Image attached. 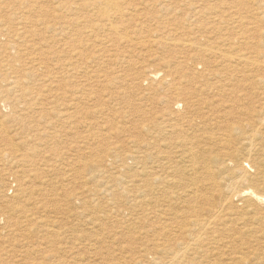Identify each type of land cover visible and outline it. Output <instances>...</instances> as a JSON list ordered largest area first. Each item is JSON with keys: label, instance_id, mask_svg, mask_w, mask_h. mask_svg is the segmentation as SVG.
Listing matches in <instances>:
<instances>
[{"label": "rangeland", "instance_id": "1", "mask_svg": "<svg viewBox=\"0 0 264 264\" xmlns=\"http://www.w3.org/2000/svg\"><path fill=\"white\" fill-rule=\"evenodd\" d=\"M124 1L126 2L124 3V6L131 4L136 7H132L134 11L132 10L131 13H129V11L127 12V14L129 15H125V18L123 19L124 21L121 23V25H123L125 29L123 30V27H121L120 32L122 33L120 34L121 36H129L130 41H126L125 38H122L116 41L118 44L116 42H109L112 43V46L114 44H116V46H108L106 48V51L111 50L110 52L108 51V53L110 54H106L105 52L99 62L98 60H96L97 63H93L91 64V66H88V64L85 63L84 60L86 59L87 62V58H89V55L91 53L93 54V52H96L99 49H102V47L101 45H99V48L98 46H96V43H98L99 41L98 38H95V36H93L94 33L87 34L88 29L86 30V27H89V22L87 21V19L90 18V12L83 10L80 14L78 12L76 15H73V0H29V6L25 5V7L19 6L20 8L10 9L8 7H4L6 13L3 15V17H11L10 19L13 23L17 21V18L21 15V13H23V10L25 11V14H40V11H49L48 13L50 14L55 13V15L58 17L56 18L57 22L64 21L62 23H58V26L67 29L71 34L73 33V40H76L75 44L76 46H78L77 51L79 50L78 52H82L80 53V56H78L77 60V73L73 76L70 75V77L65 76L64 80L66 81L64 83L63 81H61L60 84L58 83V87L56 82L53 83L55 85H52V89H50L48 86H42L43 95L41 96H37V92H35V88L39 87V83L30 85L31 83L22 79L23 86H13V90H11L9 97V94L6 95L4 92V87L6 86L4 85V83L0 82V119H3L0 120V207H2V209L0 208V216L1 218L3 217V219L0 220V226L2 225V227H0V264H27L30 262V264H53L59 260H63V262L66 261L65 263L67 264H73L75 262H79L77 264H85L86 262V264H112V262L113 264H127L129 261V264H135L136 262V264H149V262L150 264H173V262L174 264H187L190 261L195 264H264V218H260L261 215H259V213H255L250 205L239 202L237 200V197L229 198V191L227 188L231 180H236L234 176H236L237 171H233V163L236 164V162L239 161V158L242 157L241 154H245V152H247V149L243 148L241 152L240 150L235 148V145L222 146V149L221 145L219 144H213V146L212 144L202 145L201 143V145L203 146H201V148L203 149L199 151L200 157H208V160H206V163L203 162L205 160L195 159V166H197V168L195 167L196 169H193L195 170L193 171L189 168V166L192 164L190 162L191 159L187 154L183 153V156L181 158H179V156L175 158V156H171L172 153H169L171 152V150L179 151V155L180 152H183V146L184 148H186L188 144L186 146V144L182 145L180 141L175 142L170 140H167L166 142H155L157 139L163 137V133L165 135L164 137L166 138L176 137L175 134H167L166 131L162 132V135L160 134V136L155 135L157 134L155 132V127H158V124L155 123H159L163 120L165 122L168 118H166V112L169 110L172 102L169 93L170 88H168L170 86V83L174 82L177 85H182L181 92L184 94L185 88H189V86H186L189 79H191L190 81L193 80L191 77L194 73H196V75L198 76L197 79H201V95L204 99H206L204 100V102L211 103V107L213 106L221 111L224 109L227 110L232 108L228 111L229 113L226 115V117L218 124L219 127L214 126L213 124L209 125V122H203V125L201 127H198V129L200 128L201 132L207 131L208 133H211V131L221 132L218 130V128L224 129L226 125L231 123L236 124L238 123V121H240L243 126L246 127V130L248 132L252 131L250 127L251 113L256 114L262 110L264 113V0ZM16 2L18 7V3L20 2V0H5L1 3V6L14 5L16 4ZM151 4H153V6L155 5L156 8L154 9ZM57 5L60 6L58 7ZM61 5L63 6V8H61ZM67 5L69 7H67ZM161 5H164L165 9L159 10V7ZM70 9L71 11H69ZM36 10L38 12H36ZM60 11L63 12L61 13ZM149 13L151 14V17ZM38 17L40 16H37V18ZM63 19H67L68 21H65ZM84 21H87L88 23ZM65 25L67 27H65ZM85 35L88 36L91 41L88 40ZM122 40L125 41V43ZM186 40H190V42L194 45V48L192 49H195V45L197 46L199 44L200 46L198 47L204 46L203 48L206 50L211 49V51H213L214 53L204 51L208 55L211 54L209 57L205 56L209 61L206 59L204 63L201 58L199 59L200 55H197V50L195 51L183 46L182 43L186 42ZM94 44L95 47H93ZM63 49L64 48H62L61 46L57 48L58 51L61 50L63 52L61 54L67 55L65 54V50ZM193 51L194 54L192 53ZM61 54H58L59 58L57 59L63 60L64 57H66ZM85 56H87V58H85ZM22 57L23 59L20 62L14 63L15 67H17L18 64H21V62L24 60L22 64L19 65L21 66V68H23L24 66L28 65L29 59H32L31 56H27L29 57V59H27V57L25 56ZM52 60H54L53 57L51 60H49L48 64L50 65L51 70H53V74L57 78H59V76L61 75V70L58 68V63L56 64L55 62L56 59L54 61ZM23 64L24 66L22 67ZM85 65L87 66V69L91 70V72L94 74L93 77H96V75H100L101 73L104 74L105 78H103L102 82L99 81V83H96L95 81H93V78L87 81L84 71ZM87 69L85 70L87 71ZM154 69H158V71L160 70L159 76L154 79H147L146 77L148 73H150ZM40 70L44 71L43 68H40ZM54 70H56L55 72L60 73H55ZM101 70H103V72ZM168 71L169 73H171V75L165 74ZM173 77L175 78V81L171 79ZM182 77L184 80L182 79ZM178 78L180 80H178ZM69 84H73L71 90L69 89ZM90 87L91 90L94 91L92 94L93 96L91 95L92 97L89 96L91 94L89 92ZM65 92L68 93L66 94ZM45 97H47V100L45 99ZM11 98L13 100H11ZM61 103L65 104L61 105ZM181 105L185 107L183 103H181ZM62 107H64L65 110ZM27 109L29 110V112ZM57 111L60 115L57 114ZM66 111L73 114L71 120L73 124H67L66 122H64L65 116H67L65 114L68 113ZM44 112L46 116L43 115ZM19 113L20 115L16 117L15 115ZM62 113H65V116H63ZM194 117V114H191L189 116L190 119ZM63 118L64 120H61ZM52 121H54V123ZM62 121L63 123H61ZM259 124V122L256 124L258 136L255 137L254 141L252 140V152L253 155H256V157L264 154V122L261 123L258 127ZM59 125H61V129ZM64 125L65 127H63ZM160 125H165V123L159 124V126ZM53 126L54 128H52ZM162 127L163 126H161V128ZM139 130L142 132H140ZM47 131H49V133ZM52 131L54 132L52 133ZM142 133L145 137L142 135ZM54 134L56 137L54 136ZM62 134H64L65 136ZM5 135L6 137L11 135L12 141L10 142H14V144L10 143L9 141L5 142ZM69 138L71 141L69 140ZM255 140L258 142H256ZM69 142L71 143V146L69 145ZM178 142L180 143L179 145L177 144ZM159 143H162L161 153H158L157 155L155 153L153 154V152H156L155 149H157V144ZM53 145L55 146V148ZM164 145H166V147H163ZM172 145L176 147V149L174 148L170 150L169 147L173 148ZM242 145L243 147H248V140H244L242 142ZM239 147L241 149V145ZM48 148L50 150H47ZM233 148H235L237 152L235 151V149L233 150ZM261 149L262 151H260ZM146 150L149 151L147 152ZM66 151H68V153H66ZM213 151H216L215 154L217 153L218 157H212L214 156ZM69 152L73 154H70ZM108 152L112 153L110 154L111 156L108 154ZM128 152H132L133 154L135 153L134 156H138L139 158H126V156L124 155ZM144 152H147L149 155L150 153L152 154L151 156H146L148 154L145 155ZM166 152L169 154L164 155ZM63 153L66 155L65 157ZM162 155L164 157H162ZM236 155L238 158L236 157ZM262 155L260 157L263 158V161L261 162L260 167H263L261 169L264 170V155ZM42 156L44 157L42 158ZM142 156L145 157V159ZM157 156H159V159L157 158ZM227 156H229L228 158L231 159L234 158L233 163H230V166L228 167H224L221 160L227 161ZM152 157H155V159ZM219 157L221 159H218ZM41 158L44 161H42ZM72 158L73 162H70V164L68 162V159ZM157 165H159L160 167ZM170 165L172 166V168L167 167ZM231 166L232 168H230ZM208 167L209 169H207ZM228 168L230 170H228ZM157 172L159 174L153 175ZM229 173L232 175L231 177ZM224 174H227L226 177L224 176ZM66 176H68V178H66ZM156 176L158 177V179L161 176V182H157L160 179H156ZM167 176L168 178H166ZM63 177H65V179ZM69 177H71L72 179ZM1 180H3V182H1ZM146 181L152 182L148 183ZM153 181L155 183L157 182V185L154 184ZM191 181L195 183H191ZM147 183L150 185H148ZM159 183H162V185H160L162 188L160 186L158 187ZM163 183L165 185H163ZM195 185L198 187L200 185V189H197L198 187L196 188ZM201 185L203 186L201 187ZM242 185L244 184H241V186ZM104 186L106 187L104 188ZM124 187L127 188L126 192L124 190ZM186 187L189 189V192ZM50 188L57 194L53 193ZM98 188L100 191L98 190ZM93 190L94 193H92ZM1 191H3L5 195L2 194L3 192ZM42 191H45L46 194ZM89 191L91 192V194H89ZM258 191L264 193L263 189H259ZM38 192H41L42 194H39ZM77 193H79V199L76 200V198L78 197L76 196ZM113 193L116 194L115 197ZM60 194H62V196H60ZM86 194L90 196H87L88 199L85 196ZM3 195L6 196V198L3 197ZM95 195H98L96 196L98 198H96V201L92 200V202L91 199H95ZM102 195H105L106 197ZM117 195L121 196H119L118 198ZM169 195H171V200H169ZM46 196H48L47 200H45L47 198ZM66 196H68V198ZM110 196L113 198H111ZM108 197H110L111 199ZM2 199H4V201H2ZM99 199H101V201ZM119 199H121V201H118L116 203V201ZM7 200L9 202H11L12 200V205H10ZM13 200L16 201L14 202ZM48 201L50 204L47 203ZM87 202L90 204H88ZM2 203L5 205L3 206ZM15 203H20V208L19 206H17V204L15 205ZM77 204H81L80 207L82 208L83 212H87L86 215L81 212L82 210ZM43 205L45 206L43 208H45L46 212L43 210V208H41ZM52 205L55 208H53ZM57 205L60 207L62 206L63 209L57 207ZM66 206H68V208H66ZM93 206L94 208L97 207L96 211ZM98 206L100 209H98ZM6 208L9 209L8 212L6 211ZM48 208L49 211L47 210ZM58 208L62 209V212ZM88 208L90 210H88ZM12 209L15 211H12ZM110 209L112 211H110ZM262 209L264 210V206H262ZM20 210L25 213L23 214ZM58 211L62 215H64L62 216ZM121 211L123 212L121 213ZM20 212L22 213V215ZM94 212L96 213L94 214ZM44 213H48L46 217ZM13 214L16 216L14 217ZM66 214H68L69 217L65 216ZM78 214H82L83 217L79 216ZM96 214L98 215L96 216ZM23 215H25L24 217L26 221L23 220ZM72 215H75L76 218H74L75 216L72 217ZM90 215L93 217H91ZM111 215L116 218L113 220V217ZM66 217L69 219H66ZM97 217L99 221H97ZM8 219H10L11 221ZM13 219L19 220L20 222L21 220L23 221L20 223L19 221H15ZM59 219L61 221L63 219L64 220L60 222ZM65 219L68 221V224L66 223ZM83 219L86 220L84 221ZM12 220L14 221V223ZM55 220H58L59 222H55ZM196 220L202 221L203 224L205 223V226L202 230H198V227H195L196 232L193 233L192 236H186V234H183L181 232V228H177L182 226L181 224H183V222H193ZM73 221L75 222L73 223ZM147 221H149L150 223ZM159 222H166V224H162ZM7 223H11L10 225L13 226L11 227ZM176 223L180 225L178 226ZM4 224H7L9 226ZM57 224H60V226L57 227ZM152 224H156V226H153ZM14 225H17V227ZM48 225H52V228ZM129 225H131V227H129ZM139 225L141 226L139 227ZM162 225L173 226L172 228L168 226L170 228V231H168L169 228H167L168 230L166 232L163 231L162 228H160L162 227ZM40 226H42L43 228ZM74 226L75 228H73ZM127 227L133 229L128 230L129 228ZM50 228L53 229V231H50ZM59 228L62 229V232ZM65 228L67 229V232H65ZM103 228L105 229L104 231ZM151 228L153 229V232L150 231ZM158 228H160V230ZM144 229L146 232H144ZM123 230H125L127 234ZM154 230H157L159 232ZM46 231L48 232L46 233ZM63 231L67 235L63 233ZM139 231L142 232L139 233ZM56 232L57 237L55 236ZM143 232L145 234H143ZM154 232L156 233V236L155 234L153 235ZM162 232L163 234H165L166 232L165 235H167V237L171 233L168 237L169 240H167L166 242L163 241L165 240V236H157V233L160 234ZM175 232H177V234ZM44 233L45 236L47 235V237L43 236ZM62 233L63 235H61ZM49 234L53 236L51 237V235ZM124 234H126L128 238H126ZM105 235L108 239L105 237ZM176 235L179 237H177ZM180 235L182 236V238ZM78 236H81V239ZM185 236L191 237L186 238ZM197 236H200V238L198 239ZM142 237H144L145 239ZM85 238L87 240H85ZM102 238L103 240L101 242ZM129 238H131L132 240ZM195 238H197V240H195ZM93 239L94 242H92ZM106 239H110V241H107ZM189 239H191V243L189 245V248L187 249V252L183 255L179 254L180 256L173 259V261L170 259V257H168L170 254L166 255L165 251L160 249L162 247L163 249H165L167 245H174V247L177 248V245H180L179 242L182 241L181 243L185 244V241H188ZM69 240L72 242H70ZM120 240L122 243L120 242ZM123 241L125 242L123 243ZM132 241L133 243H135H131ZM156 241H158L159 243ZM152 242H155L154 246L156 249L154 248L153 244L151 245ZM161 242L162 244L160 245ZM91 243H93L94 245ZM103 243H105V247ZM157 243L160 248L156 246ZM117 245L119 246V249L117 248ZM141 245L146 248H143ZM61 247L62 249H60ZM98 247L100 249H98ZM123 247L124 250L120 249ZM151 247L153 249H151ZM63 248L65 250H68L69 253L63 250ZM109 248L111 251H109ZM133 248L137 249L134 250ZM96 249L98 250L97 253L92 251H97ZM102 249L104 251H102ZM146 249H148L149 251H155L151 252V254H148V256L145 257L142 250L144 251ZM128 250H132L135 252L132 253V251H130V254H128ZM63 251H65L66 253ZM201 252L202 255L200 254ZM90 253L92 254V257L90 256ZM191 255L193 258L191 257ZM131 256L134 258L130 259L132 258ZM68 258H70L72 262ZM73 258L76 260H74ZM108 258L110 260H108ZM185 258L188 260H185ZM93 259H96L94 260L95 262L93 261ZM165 259L166 262H164ZM158 260H160L161 262H158ZM168 260H171L172 263L168 262ZM177 260L180 262L178 263ZM116 261L117 263H115ZM139 261H141V263H139ZM191 262L189 264H192Z\"/></svg>", "mask_w": 264, "mask_h": 264}, {"label": "bare ground", "instance_id": "2", "mask_svg": "<svg viewBox=\"0 0 264 264\" xmlns=\"http://www.w3.org/2000/svg\"><path fill=\"white\" fill-rule=\"evenodd\" d=\"M3 1H5V0H0V82L1 83H4V85L6 86V87H4V92H5V94L7 95V94H9V97H10V93H11V90H13L12 89V87L13 86H16V87H21V86H23V81H22V79L23 80H26V81H28L29 83H31L30 85H35V84H37V83H39L38 84V88L36 87L35 89H36V91L35 92H37V96H41V95H43V93H42V86H48L50 89H52V85H55V84H53L54 82H56L57 83V87H58V83L60 84L61 83V81H63V83L66 81V80H64L65 79V76L66 77H70V75L71 76H73V75H75L76 73H77V63H78V56H80V53L82 52H78L77 51V49H78V46H76V40H73V33L71 34L67 29H64V28H62V27H60V26H58L59 24L58 23H62V22H64V21H56V18H58L56 15H55V13H52V11H54V10H52L51 11V13L52 14H50V13H48V12H44V11H40V14L38 13V14H33V13H27V14H25V11L23 10V13H21V15L17 18V21L15 22V23H13L12 22V20L10 19L11 17H3V15L6 13V10H4V7H8L9 9L10 8H20V7H25V5H28V3H29V0H20V2L18 3V7H17V2H16V4H14V5H7V6H1V3L3 2ZM202 1V0H201ZM192 2V1H191ZM124 3H126L124 0H73V15H76L78 12H79V14L83 11V10H85V11H88V12H90V18H88L87 19V21L89 22V27L87 28L86 27V30H87V34H89V33H91V34H93V36H95V38H98V43H96V46H98V48H99V45H101V47H102V49H99V50H95L96 52H93V54L91 53L90 55H89V58H87V56H85V58H87L88 59V61L86 62V59L84 60V59H82V60H84V62L85 63H87L88 64V66H91V64H95V63H97L96 62V60H98V62H99V60L102 58V56H103V54L106 52V54L108 53V51H106V48L109 46V47H111L112 45V43L114 42H116V41H118V40H120V39H122V38H125L126 39V41H130V37L129 36H127V37H129V38H127L126 36H121V34L120 33H122V32H120L121 30V27H123L122 29L124 30L125 29V27L123 26V25H121V23L124 21L123 19L125 18V15H129V14H127V12L129 11V13H131V11L133 10L134 11V9H132V7L134 8L135 6L134 5H131V7H130V5L128 4L127 6H124ZM152 6H153V4H151ZM20 6V7H19ZM29 6V5H28ZM28 6H26V7H28ZM58 7L60 6V5H57ZM62 6V5H61ZM147 6V5H146ZM151 6V7H152ZM38 7V6H37ZM66 7V6H65ZM67 7H69L68 5H67ZM151 7H149V8H151ZM154 7V9L156 8L155 7V5L153 6ZM61 8H63V6L61 7ZM60 8V9H61ZM130 8V9H129ZM136 8V7H135ZM148 8V7H147ZM160 9L159 10H161V9H165L164 8V5H161L160 7H159ZM204 8V7H203ZM28 9V8H27ZM43 9V8H42ZM68 9V8H67ZM13 10H15V9H13ZM18 10V9H17ZM29 10H30V8H29ZM35 10V9H34ZM39 10V9H38ZM41 10V9H40ZM62 10H64V9H62ZM68 11V10H67ZM66 11V12H67ZM69 11H71V9L69 10ZM36 12H38L37 10H36ZM61 12V11H60ZM63 12V11H62ZM61 12V13H62ZM150 14V13H149ZM67 15V14H66ZM13 16V15H12ZM37 16H40V17H38L37 18ZM58 16H59V14H58ZM149 16V15H148ZM147 17V16H146ZM150 17H151V14H150ZM154 17V16H153ZM68 18V17H67ZM156 18V17H155ZM146 19H148V18H146ZM150 19V18H149ZM58 20V19H57ZM63 20H67V19H63ZM68 21V20H67ZM81 21V20H80ZM87 21H84V22H86V23H88ZM72 22V21H71ZM66 23H68V22H66ZM69 23H70V21H69ZM14 24V25H13ZM28 24V25H27ZM40 25H42V26H40ZM70 25H71V23H70ZM63 26V25H62ZM65 27H67L66 25H65ZM68 29H69V27H68ZM85 30V29H84ZM71 31V30H70ZM83 31V30H82ZM199 32V31H198ZM85 33V32H84ZM78 34V33H77ZM83 34V33H82ZM81 35V34H80ZM83 36V35H82ZM86 36V35H85ZM92 36V37H93ZM76 37H77V35H76ZM87 38H88V40H90V38L88 37V36H86ZM85 37V38H86ZM91 37V38H92ZM100 37V38H99ZM168 38V37H167ZM204 38V37H203ZM85 40H87V39H85ZM94 40V39H93ZM185 40V39H184ZM91 41V40H90ZM123 41V40H122ZM204 41V40H203ZM206 41V40H205ZM109 42H112V43H109ZM124 43H125V41H123ZM171 42V41H170ZM94 43V42H93ZM117 43V42H116ZM181 43H182V41H181ZM209 43V42H208ZM118 44V43H117ZM159 44V43H158ZM183 44V46H185L186 48H189V49H192V48H194L193 46V44L190 42V40L189 41H187L186 40V42H183L182 43ZM93 45V44H92ZM162 45V44H161ZM59 46H61L62 48H64L63 50H65V54H67V55H64V54H61V53H63L61 50L60 51H58L57 50V48H59ZM114 47L116 46V44H114L113 45ZM112 46V47H113ZM159 46V45H158ZM192 46V47H191ZM198 46H200V44L199 45H195V49H192V50H197L198 51V54L197 55H200V57H199V59L201 58L202 59V61H204V63H205V61H206V59L208 60V58H206V57H209L211 54H206L205 52L206 51H208V52H210V53H214L213 51H211V49H208V50H206V49H204L203 47H198ZM79 47H80V45H79ZM92 47V46H91ZM93 47H95V44H94V46ZM100 47V48H101ZM191 47V48H190ZM208 47V46H207ZM95 49V48H94ZM112 49V48H111ZM113 50V49H112ZM111 51V50H110ZM109 51V52H110ZM205 51V52H204ZM92 52V51H91ZM61 54V55H64V56H66V57H64V59L63 60H59V59H57V58H59V56H58V54ZM90 53V52H89ZM112 53V52H111ZM189 53V52H188ZM193 54H194V51L192 52ZM196 53V52H195ZM82 54H84V53H82ZM87 54V53H86ZM108 54H110V53H108ZM220 54V53H219ZM111 55H113V54H111ZM114 55H116V54H114ZM192 55V54H191ZM196 55V54H195ZM208 55V56H207ZM223 55V54H222ZM229 55V54H228ZM232 55V54H231ZM22 56H25V57H27V56H31V58L32 59H29V57H27V59H29V61H28V65L27 66H24V64L22 65V67L23 68H21V66H19V65H21L22 64V62L24 61H22L21 62V64H18V66L17 67H15V62L17 63V62H20L22 59H23V57ZM110 56V55H109ZM206 56V57H205ZM52 57L54 58V60H55V62H56V64L58 63V68L61 70V73L60 72H55L56 70H54V72L55 73H60L61 75L59 76V78H57L54 74H53V70H51V68H50V65L48 64L49 63V60H51L52 59ZM83 57V56H82ZM106 57H108V56H106ZM195 57V56H194ZM226 57V56H225ZM228 57V56H227ZM116 58V57H115ZM114 58V59H115ZM118 58V57H117ZM120 58V57H119ZM111 59H112V56H111ZM219 59H220V57H219ZM54 60H52V61H54ZM195 60V59H194ZM222 60V59H221ZM244 60V59H243ZM250 60V59H249ZM118 61V60H117ZM201 61V62H202ZM209 61V60H208ZM116 62V61H115ZM256 62V61H255ZM51 63V62H50ZM224 63V62H223ZM55 64V65H56ZM208 64V63H207ZM51 65H53V64H51ZM55 65H54V67H55ZM209 65H211V64H209ZM257 65V64H256ZM161 66V65H160ZM164 66H165V64H164ZM208 66V65H207ZM223 66V65H222ZM253 66V65H252ZM57 67V66H56ZM82 67V66H81ZM225 67V66H224ZM2 68H4V69H2ZM40 68H43L44 69V71L42 70H40ZM85 69H87V66L85 65V67H84ZM161 68V67H160ZM164 68V67H163ZM162 68V69H163ZM168 68V67H167ZM84 69V71H85V76H86V80L88 81V80H91L92 78H93V81H95L96 83H99V81H101L102 82V80H103V78H105L104 76V74H100V75H96V77H93V73L91 72V70H88L87 69V71ZM41 72H40V71ZM81 71V70H80ZM102 72H103V70H101ZM160 71V70H159ZM159 71H158V69H154L153 71H151L150 73H148V75H147V79H154V78H156L157 76H159ZM163 71V70H162ZM164 71H166V70H164ZM197 72V71H196ZM96 74V73H95ZM97 74H98V72H97ZM165 74H168V75H171V73H169V71L168 72H166ZM195 74V75H194ZM193 74V76L191 77L193 80L192 81H190L191 79H189V81H188V83H187V85L186 86H189V88H185V90H184V94L181 92V88H182V85L180 86V85H177L176 83H174V82H172V83H170V82H168V83H170V86L168 87V88H170L169 89V93H170V97H171V100H172V102H171V105H170V107H169V110L166 112V118H167V121H165L164 122V120L163 121H161V122H159V123H155V124H158L157 126L158 127H155V129H156V133L157 134H155V135H157V136H160V134L162 133V132H164V131H166V133L167 134H175L176 135V137H174V138H172V137H168V138H166V137H164L165 135H164V133H163V137L162 138H160V139H157L155 142H166L167 140H170V141H180V143L182 144V145H184V144H186V146H187V144H188V146L186 147V148H184V146H183V149H182V151L183 152H180V154L178 155V153H179V151H172L171 149H176V147H174L173 145V148L172 147H169L170 148V150H171V152H169V153H172L171 154V156H175V158H177L178 156H179V158H181L182 156H183V153H185V154H187L188 155V157H190V162H191V164L192 165H190L189 166V168L191 169V170H193V169H196L197 168V166H195V159H201V160H205V161H203V162H206V160H208L207 158L208 157H203V158H201L200 157V154H199V151L200 150H202L203 148H201V146L204 144V145H207V144H219V145H221V147L222 146H234L235 145V148L236 149H238V150H240L241 152H242V149L243 148H246L247 149V152H245V154L244 153H242L241 154V158H239V161L238 162H236V164H234L233 163V159L234 158H228L229 156H227V161H225V160H221L222 161V165L224 166V167H228V166H230V163H233V171H237V173H236V176H234L235 178H236V180L235 179H233V180H231L229 183L230 184H228V191H229V198H232V197H237V200L239 201V202H241V203H245V204H247V205H250L252 208H253V210L255 211V213H259V215H261L260 216V218L262 217V218H264V210L262 209V206H264V193H261V192H259L258 190L259 189H263L264 190V170L263 169H261V168H263V167H260V165H261V162L263 161V158L262 157H260V156H258V157H256V155H253V152H252V147H253V141H254V139H255V137H257L258 135H257V123L259 122L260 124L261 123H263L264 122V113H263V110L262 111H260V112H258V113H256V114H254V113H251V115H250V119H251V124H250V127H251V129H252V131H247L246 130V127L245 126H243V124L240 122V121H238V123H231V124H228V125H226L225 127H224V129H220V128H218V130L219 131H221V132H212L211 131V133H208L207 131H202L201 132V129L199 130L198 129V127H201L202 125H203V122H209V125H214V126H217V127H219L218 126V124L226 117V115L229 113L228 111L230 110V109H232V108H230V109H227V110H219V109H216L215 107H211V103H207V102H204V100H206V99H204L203 97H202V95H201V92H202V83L200 82V80L199 79H197L198 78V76L196 75V73H194ZM224 74V73H223ZM173 75V74H172ZM217 75V74H216ZM174 76V75H173ZM209 76V75H208ZM177 77V76H176ZM227 77V76H226ZM173 81H175L174 79V77L173 78H171ZM182 79H183V77H182ZM69 80V79H68ZM73 80V79H72ZM178 80H180L179 78H178ZM184 80V79H183ZM225 80V79H224ZM37 81H39V82H37ZM46 81V82H45ZM151 81H153V80H151ZM182 81V80H181ZM0 83V84H1ZM25 83V82H24ZM45 83V84H44ZM91 83V82H90ZM167 83V82H166ZM217 83V82H216ZM44 84V85H43ZM164 84V83H163ZM184 84H185V81H184ZM260 84V83H259ZM64 85V84H63ZM70 85V84H69ZM73 85V84H72ZM72 85H70V90H71V87H73ZM2 86V85H1ZM60 86V85H59ZM164 86V85H163ZM184 86V85H183ZM30 87V86H29ZM56 87V88H57ZM68 87V86H67ZM87 87V86H86ZM257 87V86H256ZM259 87V86H258ZM33 88V87H32ZM60 88H62V87H60ZM66 88V87H65ZM55 90H57V89H55ZM54 90V91H55ZM59 90V89H58ZM64 90V89H63ZM72 90H73V88H72ZM86 90H88V89H86ZM261 90V89H260ZM80 91H82V90H80ZM214 91V90H213ZM228 91V90H227ZM68 92H69V90H68ZM67 92V93H68ZM75 92H77V91H75ZM89 92L91 93H89L90 95L89 96H91L92 94H93V92L94 91H92L91 90V87H90V90H89ZM32 93H33V91H32ZM66 93V92H65ZM64 93V94H65ZM66 93V94H67ZM88 94V93H87ZM49 95V94H48ZM32 96V95H31ZM71 96V95H70ZM93 96V95H92ZM91 96V97H92ZM8 97V96H7ZM69 97V96H68ZM72 97V96H71ZM70 97V98H71ZM207 97V96H206ZM205 97V98H206ZM47 97H45V99H46ZM60 98V97H59ZM72 99V98H71ZM92 99V98H91ZM11 100H13L12 98H11ZM47 100V99H46ZM203 100V101H202ZM71 101V100H70ZM72 103V102H71ZM181 103H183V105L185 106V107H183L182 105H181ZM64 105L65 103H61V105ZM12 105H14V104H12ZM181 107H180V106ZM18 106V105H17ZM71 106H73V105H71ZM101 106V105H100ZM218 106V105H217ZM223 106V105H222ZM65 107V106H64ZM64 107H62V108H64ZM17 108V107H16ZM69 108V107H68ZM226 108V107H225ZM66 109H67V106H66ZM70 109H72V108H70ZM17 110V109H16ZM28 110V109H27ZM57 110H59V109H57ZM64 110H65V108H64ZM102 110V109H101ZM44 111V110H43ZM42 111V112H43ZM93 111V110H92ZM249 111V110H248ZM28 112H29V110H28ZM41 112V113H42ZM58 112V111H57ZM57 112H55V113H57ZM61 112V111H60ZM66 112H68V111H66ZM65 112V113H66ZM94 112V111H93ZM21 113V112H20ZM20 113L19 114H16L15 116L17 117V116H19L20 115ZM23 113V112H22ZM40 113V114H41ZM53 113H54V111H53ZM64 113V114H65ZM57 114H59V112L57 113ZM63 114V113H62ZM63 114V116H65V115H67V116H65V120H64V118L63 119H61V120H64V122H66L67 124L69 123V124H73V122L71 121L72 120V117H73V114H71V112L69 113H66L65 115ZM191 114H194L195 115V117L194 118H189V116L191 115ZM22 115V114H21ZM42 115V114H41ZM44 116H46L45 115V112H44V114H43ZM60 115V114H59ZM168 115V116H167ZM10 116H11V114H10ZM14 116V117H15ZM53 116V115H52ZM58 116V115H57ZM165 116V115H164ZM13 117V116H12ZM43 117V116H42ZM60 117V116H59ZM34 118V117H33ZM38 118V117H37ZM40 118V117H39ZM48 118V117H47ZM57 118V117H56ZM165 118V117H164ZM163 118V119H164ZM19 119V118H18ZM50 119H52V118H50ZM50 119H48V120H50ZM59 119V118H58ZM57 119V120H58ZM0 120H3V119H0ZM25 120V119H24ZM45 120V119H44ZM60 120V119H59ZM160 120H161V118H160ZM14 121V120H13ZM36 121H38V120H36ZM87 121V120H86ZM1 122V121H0ZM16 122V121H15ZM25 122V121H24ZM35 122V121H34ZM42 122H44V121H42ZM53 123H54V121H52ZM49 123V122H48ZM47 123V124H48ZM61 123H63V121L61 122ZM60 123V124H61ZM162 123H165V125H160L159 126V124H162ZM34 124V123H33ZM37 124H39V123H37ZM260 124L258 125V127L260 126ZM3 125V124H2ZM57 125V124H56ZM55 125V126H56ZM89 125V124H88ZM244 125H245V123H244ZM264 125V124H263ZM10 126V125H9ZM24 126V125H23ZM31 126H32V124H31ZM44 126V125H43ZM50 126V125H49ZM61 125H59V127H60ZM161 126H166V127H162L161 128ZM51 127V126H50ZM63 127H65V125L63 126ZM72 127V126H71ZM261 127H263V126H261ZM1 128V127H0ZM27 128H29V127H27ZM37 128V127H36ZM39 128V127H38ZM41 128V127H40ZM52 128H54V126L52 127ZM2 129H4V128H2ZM1 129V130H2ZM25 129V128H24ZM60 129H61V127H60ZM70 129H72V128H70ZM263 129V128H262ZM11 130H13V129H11ZM23 130V129H22ZM57 130V129H56ZM68 130V129H67ZM143 130V129H142ZM152 130H153V128H152ZM261 130V129H260ZM264 130V129H263ZM4 131V130H3ZM21 131V130H20ZM19 131V132H20ZM24 131V130H23ZM73 131V130H72ZM71 131V132H72ZM140 131V130H139ZM26 132H27V130H26ZM29 132V131H28ZM48 133H49V131H47ZM54 131H52V133H53ZM57 132V131H56ZM60 132H61V130H60ZM59 132V133H60ZM63 132V131H62ZM70 132V131H69ZM140 132H142V131H140ZM147 132V131H146ZM150 132V131H149ZM154 132V131H153ZM196 132H198V133H196ZM262 132V131H261ZM2 133V132H1ZM14 133V132H13ZM51 133V134H52ZM58 133V134H59ZM65 133V132H64ZM148 133V132H147ZM7 134V133H6ZM55 134H57V133H55ZM55 134H54V136H55ZM149 134V133H148ZM1 135V134H0ZM15 135H17V134H15ZM53 135V134H52ZM51 135V136H52ZM62 135H64V134H62ZM95 135V134H94ZM142 135H143V133H142ZM154 135V134H153ZM162 135V134H161ZM2 136H4V135H2ZM13 136V135H12ZM20 136V135H19ZM22 136V135H21ZM48 136V135H47ZM50 136V137H51ZM65 136V135H64ZM69 136V135H68ZM68 136H67V138H68ZM144 136V135H143ZM149 136V135H148ZM156 136V137H157ZM45 137V136H44ZM56 137V136H55ZM58 137V136H57ZM145 137V136H144ZM151 137V136H150ZM155 137V136H154ZM65 138V137H64ZM66 138V139H67ZM153 138V137H152ZM165 138V139H164ZM170 138V139H169ZM260 138V137H259ZM14 139V138H13ZM72 139H73V137H72ZM144 139H146V138H144ZM150 139V138H149ZM261 139V138H260ZM0 140H1V138H0ZM5 142H10V141H12V137H11V135L10 136H7L6 137V135H5ZM35 140V139H34ZM45 140V139H44ZM49 140V139H48ZM55 140V139H54ZM69 140H70V138H69ZM153 140V139H152ZM244 140H248V142H249V146L248 147H243V145H242V142L244 141ZM253 140V141H252ZM58 141V140H57ZM61 141V140H60ZM68 141V140H67ZM71 141V140H70ZM256 141V140H255ZM24 142V141H23ZM147 142V141H146ZM148 142H150V141H148ZM154 142V141H153ZM256 142H258V141H256ZM262 142V141H261ZM2 143V142H1ZM10 143H13L14 144V142H10ZM70 143V142H69ZM172 143V142H171ZM179 142L177 143L178 145L180 144ZM201 143H202V145H201ZM9 144V143H8ZM15 144H17V143H15ZM49 144V143H48ZM147 144V143H146ZM168 144V143H167ZM200 144V145H199ZM246 144V143H245ZM256 144V143H255ZM264 144V143H263ZM56 145V144H55ZM70 146H71V143L69 144ZM148 145H150V144H148ZM154 145V144H153ZM152 145V146H153ZM158 145V147H157V149H155L156 150V152H153V154L155 153L156 155L158 154V153H161V148H162V143H159V144H157ZM169 145V144H168ZM176 145V144H175ZM238 145V146H237ZM241 145V149H240V146ZM262 145V144H261ZM15 146V145H14ZM54 146V145H53ZM57 146H59V145H57ZM152 146H151V148H152ZM214 146V145H213ZM212 146V147H213ZM244 146H246V145H244ZM264 146V145H263ZM12 147H13V145H12ZM16 147V146H15ZM52 147V146H51ZM67 147H69V146H67ZM163 147H166V145H164ZM168 147V146H167ZM182 147V146H181ZM203 147V146H202ZM207 147H209V146H207ZM211 147V148H212ZM54 148H55V146H54ZM73 148V147H72ZM148 148V147H147ZM156 148V147H155ZM220 148V147H219ZM227 148V147H226ZM231 148V147H230ZM229 148V149H230ZM235 148H233V150L235 149ZM259 148V147H258ZM264 148V147H263ZM262 148V149H263ZM11 149V148H10ZM13 149H14V147H13ZM67 149V148H66ZM159 149V150H158ZM218 149V148H217ZM221 149V148H220ZM222 149H223V147H222ZM232 149V148H231ZM235 149V151L237 152V150ZM262 149L260 150V151H262ZM47 150H50L49 148L47 149ZM144 150V149H143ZM164 150V149H163ZM166 150H168V149H166ZM178 150V149H177ZM232 150V151H233ZM259 150V149H258ZM41 151V150H40ZM52 151V150H51ZM69 151V150H68ZM68 151H66V153H68ZM147 151V150H146ZM149 151V150H148ZM147 151V152H148ZM165 151V150H164ZM181 151V150H180ZM244 151H245V149H244ZM257 151V150H256ZM48 152V151H47ZM46 152V153H47ZM54 152H55V150H54ZM145 153L144 152V154L146 155V154H148V153ZM151 152V151H150ZM214 152V156H212V157H218L217 156V153L215 154V152L216 151H213ZM224 152V151H223ZM226 152V151H225ZM259 152V151H258ZM257 152V153H258ZM57 153V152H56ZM65 153V152H64ZM63 153V154H64ZM65 153V154H66ZM70 154H73V153H71V152H69ZM141 153V152H140ZM162 153H164V152H162ZM169 153H165L164 155H168ZM177 153V154H176ZM219 153V152H218ZM222 153V152H221ZM230 153H232V152H230ZM254 153H255V151H254ZM256 153V154H257ZM51 154V153H50ZM61 154V153H60ZM64 154V157L66 156ZM108 154L110 155V154H112V153H110V152H108ZM135 154V153H134ZM134 154L131 152H128V153H125V155L124 156H126V158H131V159H136V157H138V156H134ZM151 154L152 153H150V155L148 154V155H146V156H151ZM229 154V153H228ZM53 155H55V154H53ZM69 155V154H68ZM138 155H141V154H138ZM227 155V154H226ZM264 155V154H263ZM262 155V156H263ZM47 156V155H46ZM63 156V155H62ZM72 156V155H71ZM111 156V155H110ZM144 156V155H143ZM142 156V157H143ZM155 156V155H154ZM224 156V155H223ZM232 156V155H231ZM3 157V156H2ZM44 156H42V158H43ZM50 157V156H49ZM58 157V156H57ZM56 157V158H57ZM60 157V156H59ZM68 157V156H67ZM112 157H114V156H112ZM162 157H164L163 155H162ZM166 157V156H165ZM211 157V158H212ZM236 157H237V155H236ZM264 157V156H263ZM42 158H41V160H42ZM71 158V157H70ZM139 158V157H138ZM144 159H145V157H143ZM142 158V159H143ZM152 158H154L155 159V157H152ZM157 158L159 159V156H157ZM156 158V159H157ZM226 158V157H225ZM238 158V157H237ZM236 158V159H237ZM141 159V160H142ZM148 159H151V158H148ZM163 159V158H162ZM164 159H166V158H164ZM213 159V158H212ZM215 159V158H214ZM218 159H221L220 157L218 158ZM46 160V159H45ZM59 160V159H58ZM57 160V161H58ZM64 160H65V158H64ZM138 160H140V159H138ZM42 161H44V160H42ZM144 161V160H143ZM161 161V160H160ZM217 161V160H216ZM215 161V162H216ZM220 161V162H221ZM61 162H62V160H61ZM65 162V161H64ZM68 162L70 163V162H73V158L72 159H68ZM67 162V163H68ZM154 162V161H153ZM202 162V163H203ZM213 162V161H212ZM219 162V161H218ZM51 163V162H50ZM207 163V162H206ZM217 163V162H216ZM45 164H46V162H45ZM49 164V163H48ZM52 164V163H51ZM71 164V163H70ZM70 164H69V166H70ZM156 164H158V163H156ZM56 165V164H55ZM72 165H73V163H72ZM46 166V165H45ZM157 166H159V165H157ZM156 166V167H157ZM171 166V165H170ZM170 166H167L168 168H172V166L170 167ZM188 166V165H187ZM47 167V166H46ZM72 167V166H71ZM160 167V166H159ZM196 167V168H195ZM230 168H232V166L230 167ZM119 169H121V168H119ZM207 169H209V167L207 168ZM221 169V168H220ZM145 170H146V168H145ZM175 170V169H174ZM224 170V169H223ZM228 170H230L229 168H228ZM232 170V169H231ZM171 171V170H170ZM193 171H195V170H193ZM227 171V170H226ZM144 172V171H143ZM156 172V171H155ZM172 172V171H171ZM175 172V171H174ZM192 172V171H191ZM209 172H210V170H209ZM223 172V171H222ZM228 172V171H227ZM225 173V172H224ZM231 173V172H230ZM229 173V174H230ZM156 174H159L158 172L157 173H155V174H153V175H156ZM215 174V173H214ZM234 174V173H233ZM68 175V174H67ZM210 175V174H209ZM226 175L227 174H224V176L226 177ZM63 176V175H62ZM72 176V175H71ZM152 176V175H151ZM165 176V175H164ZM229 176V175H228ZM232 175L230 174V177H231ZM161 177V176H160ZM160 177H159V179H160ZM220 177V176H219ZM3 178V177H2ZM64 179H65V177H63ZM66 178H68V176H66ZM69 178H71V177H69ZM152 178V177H151ZM166 178H168V176L166 177ZM46 179V178H45ZM72 179V178H71ZM70 179V180H71ZM156 179H158V177L156 176ZM158 179V180H159ZM169 179H170V177H169ZM224 179V178H223ZM222 179V180H223ZM229 179H231V178H229ZM47 180H49V179H47ZM61 180V179H60ZM69 180V181H70ZM151 180V179H150ZM164 180V179H163ZM180 180V179H179ZM221 180V179H220ZM225 180V179H224ZM121 181V180H120ZM133 181H135V180H133ZM167 181V180H166ZM176 181V180H175ZM1 182H3V180H1ZM46 182V181H45ZM44 182V183H45ZM50 182V181H49ZM49 182H47V183H49ZM72 182H73V180H72ZM119 182V181H118ZM132 182V181H131ZM146 182H148V181H146ZM152 182V181H151ZM151 182H148V183H151ZM154 182V181H153ZM157 182H161V179L159 180V181H157ZM156 182V183H157ZM225 182V181H224ZM46 183V184H47ZM53 183V182H52ZM64 183V182H63ZM120 183V182H119ZM118 183V184H119ZM147 183V184H148ZM155 182H154V184H156ZM166 183V182H165ZM168 183H171V182H168ZM191 183H195V182H192L191 181ZM213 183V182H212ZM3 184V183H2ZM68 184H70V183H68ZM73 184V183H72ZM117 184V183H116ZM175 184V183H174ZM190 184V183H189ZM188 184V185H189ZM241 184H244V185H242L241 186ZM50 185V184H49ZM55 185H56V183H55ZM104 185V184H103ZM148 185H150V184H148ZM157 185V184H156ZM160 185H162V183L160 184L159 183V185H158V187L160 186ZM163 185H165L164 183H163ZM171 185V184H170ZM176 185V184H175ZM177 185H178V183H177ZM198 185V184H197ZM218 185V184H217ZM221 185V184H220ZM224 185V184H223ZM3 186V185H2ZM69 186V185H68ZM124 186V185H123ZM122 186V187H123ZM132 186V185H131ZM155 186V185H154ZM174 186V185H173ZM181 186V185H180ZM185 186H187V185H185ZM196 186V185H195ZM203 185H201V187H202ZM207 186V185H206ZM209 186V185H208ZM0 187H1V183H0ZM55 187V186H54ZM95 187V186H94ZM93 187V188H94ZM97 187V186H96ZM99 187V186H98ZM106 186H104V188H105ZM117 187V186H116ZM161 187V186H160ZM169 187H171V186H169ZM175 187V186H174ZM189 187V186H188ZM192 187V186H191ZM190 187V188H191ZM194 187V186H193ZM198 186H196V188H197ZM199 187H200V185H199ZM197 188V189H200V188ZM205 187V186H204ZM100 188V187H99ZM99 188H98V190H99ZM103 188V187H102ZM102 188H101V190H102ZM125 189V192H126V187H124ZM162 188V187H161ZM168 188V187H167ZM187 188V187H186ZM218 188V187H217ZM51 189V188H50ZM112 189V188H111ZM152 189V188H151ZM188 189V188H187ZM196 189V190H197ZM211 189H212V187H211ZM219 189V188H218ZM221 189V188H220ZM23 190V189H22ZM44 190H46V189H44ZM91 190V189H90ZM97 190V191H98ZM104 190V189H103ZM114 190V189H113ZM120 190V189H119ZM157 190V189H156ZM193 190V189H192ZM191 190V191H192ZM195 190V191H196ZM41 191V190H40ZM46 191H48V190H46ZM51 191L53 192V190L51 189ZM96 191V192H97ZM100 191V190H99ZM105 191V190H104ZM104 191H103V193H104ZM112 191V190H111ZM153 191V190H152ZM1 192H3V191H1ZM43 192V191H42ZM45 192V191H44ZM43 192V193H44ZM50 192V191H49ZM59 192V191H58ZM90 192V191H89ZM88 192V193H89ZM113 192V191H112ZM187 192V191H186ZM188 192H189V189H188ZM264 192V191H263ZM39 194H42L41 192H38ZM48 193V192H47ZM51 193V192H50ZM53 193H55V192H53ZM52 193V194H53ZM86 193V192H85ZM92 193H94V190H93V192ZM108 193H109V191H108ZM2 194H4L5 195V193L3 192ZM1 194V195H2ZM20 194V193H19ZM45 194H46V192H45ZM51 194V195H52ZM55 194H57V193H55ZM64 194H66V193H64ZM68 194V193H67ZM78 194L79 193H77V195L76 196H78ZM89 194H91V192L89 193ZM96 194V193H95ZM100 194V193H99ZM111 194V193H110ZM114 194V197L116 196V194L115 193H113ZM118 194V193H117ZM3 195V197H5L6 198V196H4ZM49 195V194H48ZM75 195H73V196H75ZM94 195V194H93ZM107 195V194H106ZM38 196V195H37ZM53 196V195H52ZM60 196H62V194H60ZM59 196V197H60ZM86 197L88 196V194H86L85 195ZM96 196H98V195H95V199L94 198H92L91 199V201L92 200H94V201H96V198H98V197H96ZM102 196H105V195H102ZM108 196V195H107ZM113 196V195H112ZM118 196V195H117ZM119 196H121V195H119ZM119 196H118V198H119ZM170 196V199L169 200H171V195H169ZM168 196V197H169ZM40 197V196H39ZM41 197H42V195H41ZM47 198L45 199V200H47L48 199V196H46ZM57 197V196H56ZM58 197V198H59ZM67 198H68V196H66ZM65 197V198H66ZM88 197H90V196H88ZM88 197H87V199H88ZM94 197V196H93ZM106 197V196H105ZM111 197V196H110ZM110 197H108V198H110ZM18 198H19V196H18ZM50 198H51V196H50ZM54 198V197H53ZM76 198V197H75ZM75 198H74V200H75ZM83 198V197H82ZM85 198V197H84ZM100 198V197H99ZM102 198V197H101ZM104 198V197H103ZM111 198H113V197H111ZM110 198V199H111ZM146 198V197H145ZM1 199V198H0ZM39 199H41V198H39ZM77 199H79V196L76 198V200ZM86 199V198H85ZM106 199V198H105ZM122 199V198H121ZM121 199H119V200H117L116 201V203L118 202V201H121ZM228 199V198H227ZM55 200V199H54ZM58 200V199H57ZM68 200V199H67ZM66 200V201H67ZM100 201H101V199H99ZM168 200V201H169ZM2 201H4V199H2ZM1 201V202H2ZM8 201V200H7ZM14 201V200H13ZM16 201V200H15ZM14 201V202H15ZM41 201V200H40ZM44 201V200H43ZM42 201V202H43ZM49 201H50V199H49ZM49 201L47 202V203H49ZM52 201V200H51ZM56 201V200H55ZM71 201H73V200H71ZM79 201V200H78ZM78 201H76V202H78ZM83 201V200H82ZM85 201V200H84ZM88 201V200H87ZM99 201V202H100ZM108 201H110V200H108ZM108 201H105V202H108ZM114 201V200H113ZM9 202V201H8ZM13 202V203H14ZM36 202V201H35ZM89 202V201H88ZM87 202V203H88ZM93 202V201H92ZM91 202V203H92ZM103 202V201H102ZM207 202V201H206ZM10 203V205H12L11 203H12V200H11V202H9ZM52 203V202H51ZM97 203V202H96ZM111 203V202H110ZM3 204V203H2ZM17 203H15V205H16ZM19 204L20 203H18L17 204V206H19ZM40 204V203H39ZM43 204V203H42ZM44 204H46V203H44ZM50 204V203H49ZM56 204V203H55ZM55 204H54V206H55ZM68 204V203H67ZM72 204H73V202H72ZM86 204V203H85ZM88 204H90V203H88ZM99 204V203H98ZM97 204V205H98ZM107 204H109V203H107ZM5 204H3V206H4ZM9 205V206H10ZM14 205V206H15ZM59 205V204H58ZM57 205V207H60V206H58ZM69 205V204H68ZM77 205H79V204H77ZM93 205V204H92ZM96 205V206H97ZM104 205H106V204H104ZM103 205V206H104ZM244 205V204H243ZM37 206H40V205H37ZM81 206V204L79 205V207ZM86 206V205H85ZM91 206V205H90ZM100 206V205H99ZM99 206H98V209H100L99 208ZM116 206V205H115ZM119 206V205H118ZM11 207V206H10ZM9 207V208H10ZM13 207V206H12ZM16 207V206H15ZM43 207H45L44 205L41 207V208H43ZM52 207H53V205H52ZM101 207H102V205H101ZM105 207V206H104ZM103 207V208H104ZM221 207V206H220ZM1 209H2V207H0ZM8 208V207H7ZM6 208V209H7ZM19 208H20V206H19ZM46 208H47V206H46ZM53 208H55V207H53ZM60 208H62L63 209V207L61 206ZM60 208H58L59 210H61V212H62V209H60ZM66 208H68V206H66ZM81 208V207H80ZM87 208V207H86ZM90 208V207H89ZM88 208V210H90ZM93 208H94V206H93ZM93 208H92V210H93ZM97 208V207H96ZM96 208H94L95 209V211H96ZM102 208V209H103ZM111 208H112V206H111ZM127 208V207H126ZM11 209V208H10ZM18 209V208H17ZM16 209V210H17ZM77 209V208H76ZM117 209V208H116ZM121 209V208H120ZM8 210L9 209H7L6 211L8 212ZM43 210L46 212V210H45V208H43ZM48 211H49V208L47 209ZM50 210H53V209H50ZM71 210V209H70ZM73 210V209H72ZM81 210H82V208H81ZM81 210H79V211H81ZM87 210V211H88ZM115 210V209H114ZM118 210H119V207H118ZM123 210V209H122ZM2 211H4V210H2ZM5 211V212H6ZM12 211H15V210H13L12 209ZM18 211V210H17ZM21 212H22V210H20ZM56 211V210H55ZM86 211V210H85ZM102 211V210H101ZM104 211H105V209H104ZM110 211H112L111 209H110ZM20 212V213H21ZM59 212V211H58ZM57 212V213H58ZM64 212V211H63ZM68 212V211H67ZM81 212H83V210L81 211ZM89 212V211H88ZM123 211H121V213H122ZM130 212V211H129ZM218 212V211H217ZM13 213V212H12ZM23 214L25 213V212H22ZM22 213H21V215H22ZM60 213V212H59ZM79 213V212H78ZM85 215H86V213L85 212H83ZM96 212H94V214H95ZM98 213V212H97ZM110 213V212H109ZM119 213V212H118ZM128 213V212H127ZM254 213V212H253ZM48 214V213H47ZM47 214H45L44 213V215H45V217H46V215ZM61 214V213H60ZM71 214V213H70ZM91 214V213H90ZM99 214V213H98ZM98 214H96V216L98 215ZM12 215V214H11ZM62 215V214H61ZM64 215V214H63ZM62 215V216H63ZM79 215V214H78ZM77 215V216H78ZM88 215V214H87ZM103 215V214H102ZM112 215H113V213H112ZM111 215V216H112ZM13 216L15 217L16 215H14L13 214ZM20 216V215H19ZM25 215H23L22 217H24ZM65 216H67V217H69L68 216V214H66ZM73 216H75V215H72V217ZM79 216H82V214L81 215H79ZM91 216V215H90ZM95 216V215H94ZM105 216V215H104ZM103 216V217H104ZM110 216V215H109ZM119 216V215H118ZM11 217V216H10ZM13 217V218H14ZM17 217H18V213H17ZM66 217V219H69V218H67ZM83 217V216H82ZM91 217H93V216H91ZM91 217H90V219H91ZM113 217V216H112ZM65 218V217H64ZM74 218H76V216L74 217ZM100 218V217H99ZM116 218V217H115ZM114 217H113V220L115 219ZM119 218V217H118ZM1 219H3V217L1 218V216H0V220ZM6 219H7V217H6ZM17 219V218H16ZM16 219H13V220H15V221H19V220H16ZM18 219H20V218H18ZM30 219V218H29ZM61 219V218H60ZM59 219V220H60ZM65 219V220H66ZM88 219V218H87ZM94 219V218H93ZM109 219H111V218H109ZM211 219V218H210ZM8 220H10V219H8ZM7 220V221H8ZM12 220V221H13ZM23 220L24 221H26L25 220V217L23 218ZM23 220H21V222L23 221ZM46 220H47V218H46ZM46 220H45V222H46ZM64 220V219H63ZM62 220V221H63ZM74 220V219H73ZM77 220H79V219H77ZM84 220V219H83ZM82 220V221H83ZM86 220V219H85ZM84 220V221H85ZM122 220V219H121ZM11 221V220H10ZM27 221H28V218H27ZM61 220H60V222H62ZM83 221V222H84ZM89 221V220H88ZM97 221H99L98 220V217H97ZM116 221V220H115ZM119 221H120V219H119ZM124 221V220H123ZM2 222H3V220H2ZM20 222V221H19ZM20 222V223H21ZM45 222H44V224H45ZM54 222V221H53ZM55 222H59L58 220L56 221L55 220ZM54 222V223H55ZM68 221L66 220V223H67ZM72 222V221H71ZM70 222V223H71ZM75 221H73V223H74ZM101 222V221H100ZM103 222H104V220H103ZM122 222V221H121ZM126 222V221H125ZM133 222V221H132ZM131 222V223H132ZM142 222V221H141ZM147 222H149V221H147ZM183 222V221H182ZM13 223H14V221H13ZM80 223H82V222H80ZM85 223V222H84ZM92 223V222H91ZM102 223V222H101ZM118 223V222H117ZM124 223V222H123ZM150 223V222H149ZM156 223V222H155ZM159 223H162V222H159ZM181 223V222H180ZM7 224H9V223H7ZM7 224H4V225H7ZM11 224V223H10ZM9 224V225H10ZM17 224V223H16ZM50 224H53V223H50ZM68 224V223H67ZM128 224H129V222H128ZM134 224V223H133ZM138 224V223H137ZM141 224V223H140ZM158 224V223H157ZM162 224H166V222L165 223H162ZM169 224V223H168ZM177 225H178V223H176ZM205 224V223H204ZM203 224V222L202 221H198V220H196V221H193V222H191V221H188V222H183V224H181L182 226H180V227H177L178 229L179 228H181V232L183 233V234H186V236L187 235H193V233H195L196 231H195V227H198V230H202V229H204L203 227L205 226ZM9 225H7V226H9ZM18 225V224H17ZM17 225H14V226H16L17 227ZM99 225V224H98ZM120 225H121V223H120ZM119 225V226H120ZM124 225H126V224H124ZM123 225V226H124ZM142 225V224H141ZM141 225H139V227L141 226ZM146 225H147V223H146ZM146 225H144V226H146ZM153 225V224H152ZM160 225V224H159ZM175 225V224H174ZM180 225V224H179ZM178 225V226H179ZM11 227L13 226V225H10ZM19 226V225H18ZM43 226V225H42ZM42 226H40V227H42ZM48 226H50V225H48ZM52 226V225H51ZM50 226V227H51ZM53 226H55V225H53ZM58 226H60V224H57V227ZM76 226V225H75ZM75 226L73 227V228H75ZM97 226V225H96ZM118 226V225H117ZM134 226V225H133ZM150 226V225H149ZM153 226H156V224H154ZM169 226V225H168ZM168 226H163L162 225V227H160V228H162L163 229V231H166L167 232V228H169V227H171L172 228V226L173 225H170L169 227ZM0 227H2V225L0 226ZM5 227V226H4ZM3 227V228H4ZM44 227H46V226H44ZM72 227V226H71ZM121 227V226H120ZM129 227H131V225H129ZM129 227H127V228H129ZM137 227H138V225H137ZM157 227H158V225H157ZM156 227V228H157ZM175 227V228H176ZM241 227V226H240ZM39 228V227H38ZM43 228V227H42ZM41 228V229H42ZM48 228V227H47ZM52 228V227H51ZM50 228V229H51ZM61 228V227H60ZM59 228V229H60ZM136 228V227H135ZM155 228V227H154ZM160 228H158L159 230H160ZM174 228V227H173ZM176 228V229H177ZM7 229V228H6ZM56 229V228H55ZM58 229V228H57ZM68 229H69V227H68ZM122 229V228H121ZM121 229H119V230H121ZM125 229V228H124ZM130 229H133V228H129L128 230H130ZM140 229V228H139ZM177 229V230H178ZM5 230V229H4ZM4 230H2V231H4ZM49 230V229H48ZM61 230V232H62V229H60ZM105 229L103 228V231H104ZM108 230V229H107ZM106 230V231H107ZM127 230V229H126ZM136 230V229H135ZM138 230V229H137ZM153 229L151 228L150 229V231L151 232H153L152 231ZM50 231H53V229H51ZM74 231V230H73ZM78 231V230H77ZM109 231V230H108ZM123 231H125V230H123ZM133 231V230H132ZM149 231V230H148ZM154 231H157V230H154ZM162 231V230H161ZM168 231H170V228H169V230ZM256 231V230H255ZM45 232V231H44ZM48 231H46V233H47ZM60 232V231H59ZM65 232H67V229L65 228ZM64 231H63V233H65ZM70 232V231H69ZM114 232V231H113ZM115 232H116V230H115ZM126 232V231H125ZM136 232H138V231H136ZM142 232V231H141ZM140 231H139V233H141ZM144 232H146L145 231V229H144ZM143 232V234H145ZM157 232H159V231H157ZM166 232H165V234H166ZM174 232V231H173ZM202 232V231H201ZM3 233V232H2ZM54 233V232H53ZM63 233L61 234V235H63ZM73 233V232H72ZM91 233V232H90ZM122 233H124V232H122ZM148 233V232H147ZM176 234H177V232H175ZM180 233V232H179ZM189 233V234H188ZM192 233V234H191ZM56 234H57V232L55 233V236H56ZM60 234V233H59ZM66 234V233H65ZM78 234V233H77ZM80 234V233H79ZM85 234V233H84ZM89 234V233H88ZM114 234H116V233H114ZM119 234H121V233H119ZM126 234H127V232H126ZM126 234H124L125 236H126ZM155 234V236H156V233L154 232L153 233V235ZM165 234H163V232L162 233H160V234H158L157 233V236L159 235L160 237L161 236H165L164 238H165V240H163L162 238V240L163 241H167V240H169V235L171 234H169L168 235V237H167V235H165ZM168 234V233H167ZM174 234V233H173ZM172 234V235H173ZM183 234H181V235H183ZM49 235H51V234H49ZM60 235V236H61ZM67 235V234H66ZM71 235V234H70ZM69 235V236H70ZM82 235V234H81ZM103 235H104V232H103ZM102 235V236H103ZM106 235H107V233H106ZM105 235V237L107 238V236ZM108 235H109V233H108ZM111 235H112V233H111ZM110 235V236H111ZM129 235V234H128ZM139 235V234H138ZM180 235V236H181ZM43 236H45V233H44V235ZM53 235H51V237H52ZM76 236V235H75ZM84 236V235H83ZM82 236V237H83ZM101 236V237H102ZM115 236V235H114ZM118 236H120V235H118ZM124 236V237H125ZM149 236V235H148ZM152 236V235H151ZM177 236V235H176ZM175 236V237H176ZM185 236V237H186ZM191 236H188V237H186V238H189V237H191ZM45 237H47V235L45 236ZM57 237V236H56ZM73 237V236H72ZM71 237V238H72ZM77 237V236H76ZM79 237V236H78ZM104 237V236H103ZM109 237V236H108ZM116 237V236H115ZM130 237V236H129ZM147 237V236H146ZM174 237V236H173ZM177 237H179V236H177ZM198 237V236H197ZM55 238V237H54ZM80 239H81V236L79 237ZM79 238H77V239H79ZM84 238V237H83ZM94 238V237H93ZM100 238V237H99ZM98 238V239H99ZM112 238V237H111ZM122 238H123V236H122ZM126 238H128V236H126ZM142 238H144V237H142ZM149 238V237H148ZM154 238V237H153ZM166 238H168V239H166ZM181 238H182V236H181ZM200 238V236L198 237V239ZM60 239H62V238H60ZM64 239H66V238H64ZM69 239V238H68ZM67 239V240H68ZM73 239V238H72ZM71 239V240H72ZM90 239V238H89ZM91 239H92V237H91ZM90 239V240H91ZM108 239V238H107ZM106 239V240H107ZM119 239V238H118ZM129 239H131V238H129ZM145 239V238H144ZM156 239V238H155ZM154 239V240H155ZM158 239V238H157ZM161 239H159V240H161ZM172 239H174V238H172ZM59 240V239H58ZM66 240V241H67ZM76 240V239H75ZM85 240H87L86 238H85ZM102 240H103V238L101 239V242H102ZM105 240V239H104ZM112 240V239H111ZM115 240V239H114ZM127 240V239H126ZM132 240V239H131ZM195 240H197V238H195ZM64 241V240H63ZM65 241V242H66ZM70 241V240H69ZM74 241V240H73ZM83 241V240H82ZM100 241V240H99ZM107 241H110V239L109 240H107ZM130 241V240H129ZM144 241V240H143ZM152 241V240H151ZM177 241H178V239H177ZM68 242V241H67ZM70 242H72V241H70ZM88 242H89V240H88ZM92 242H94V239H93V241ZM98 242V241H97ZM104 242V241H103ZM120 242H121V240H120ZM125 241H123V243H124ZM156 242H158V241H156ZM182 242V241H181ZM181 242H179L180 243V245H177L178 247V249L177 248H175L174 247V245H167V247L165 248V249H163V247L162 248H160V246H158V243H157V245L156 246H158L160 249H162L163 251H165V253H166V255L167 254H170L168 257H170V259L173 261V259H175L176 257H179L180 255L179 254H185L186 252H187V249L189 248V245H190V243H191V239H189L188 241L186 240L185 241V244L184 243H181ZM200 242V241H199ZM217 242V241H216ZM64 243V242H63ZM113 243V242H112ZM117 243V242H116ZM118 243H119V240H118ZM122 243V242H121ZM131 243H133V241L131 242ZM135 243V242H134ZM133 243V244H134ZM141 243H142V241H141ZM155 243V242H154ZM154 243L152 242L151 243V245L153 244V246H154ZM42 244H44V243H42ZM70 244V243H69ZM73 244H74V242H73ZM91 244H93V243H91ZM101 244V243H100ZM104 244V247H105V243H103ZM107 244H108V242H107ZM110 244V243H109ZM138 244V243H137ZM145 244H146V242H145ZM162 244V242L160 243V245ZM169 244H170V242H169ZM171 244H172V242H171ZM200 244V243H199ZM217 244V243H216ZM39 245V244H38ZM72 245V244H71ZM94 245V244H93ZM96 245V244H95ZM102 245V244H101ZM116 245V244H115ZM114 245V246H115ZM122 245V244H121ZM120 245V246H121ZM139 245H140V242H139ZM142 245H143V243H142ZM141 245V246H142ZM151 245H149V246H151ZM163 245H165V244H163ZM40 246V245H39ZM88 246V245H87ZM89 246H90V244H89ZM97 246H99V245H97ZM107 246V245H106ZM113 246V245H112ZM118 246V245H117ZM145 246V245H144ZM152 246V247H153ZM23 247V246H22ZM73 247V246H72ZM94 247V246H93ZM130 247V246H129ZM132 247V246H131ZM139 247V246H138ZM143 247V246H142ZM151 247V249H153ZM101 248H102V246H101ZM116 248V247H115ZM118 249H119V246L117 247ZM140 248V247H139ZM143 248H146V247H143ZM154 248H155V246H154ZM217 248V247H216ZM218 248H219V246H218ZM60 249H62V247L60 248ZM67 249V248H66ZM98 249H100L99 247H98ZM105 249V248H104ZM120 249H123L124 250V247L123 248H120ZM134 250H136L137 248H133ZM132 249V250H133ZM150 249V248H149ZM156 249V248H155ZM263 249H264V247H263ZM63 250H65L64 248H63ZM97 250V249H96ZM107 250V249H106ZM122 250V251H123ZM132 250H130V251H132ZM207 250H210V249H207ZM62 251V250H61ZM60 251V252H61ZM67 253H69L68 252V250H65ZM65 251H63V252H65ZM70 251V250H69ZM73 251V250H72ZM93 252H98V250L97 251H94V250H92ZM102 251H104L103 249H102ZM108 251V250H107ZM106 251V252H107ZM109 251H111L110 250V248H109ZM113 251V250H112ZM116 251V250H115ZM129 250H128V254H130L129 252H130ZM153 251H155V250H153ZM153 251H149L148 249H146V250H142V252H144V256L146 257V256H148V254H151V252H153ZM157 251V250H156ZM162 251V252H163ZM189 251V250H188ZM65 252V253H66ZM106 252H104V253H106ZM120 252H121V250H120ZM124 252V251H123ZM127 252V251H126ZM133 252H135V251H132V253ZM161 252V251H160ZM159 252V253H160ZM203 252V251H202ZM202 252L200 253L201 255H202ZM209 252V251H208ZM211 252V251H210ZM260 252H262V251H260ZM259 252V253H260ZM33 253V252H32ZM72 253V252H71ZM139 253V252H138ZM165 253H163V254H165ZM196 253H198V252H196ZM196 253H195V255H196ZM95 254V253H94ZM94 254H93V256H94ZM99 254H101V253H99ZM109 254H110V252H109ZM111 254H114V253H111ZM127 254V255H128ZM141 254V253H140ZM139 254V255H140ZM143 254V253H142ZM157 254V253H156ZM262 254V253H261ZM264 254V253H263ZM20 255V254H19ZM25 255V254H24ZM96 255V254H95ZM122 255V254H121ZM136 255V254H135ZM160 255V254H159ZM162 255V254H161ZM166 255H164V256H166ZM200 255V256H201ZM73 256V255H72ZM71 256V257H72ZM90 256L92 257V254L90 253ZM110 256H112V255H110ZM114 256V255H113ZM116 256V255H115ZM188 256V255H187ZM236 256V255H235ZM20 257H22V256H20ZM70 257V258H71ZM95 257H97V256H95ZM123 257V256H122ZM132 257V256H131ZM141 257V256H140ZM143 257V256H142ZM157 257H158V255H157ZM190 257V256H189ZM191 257H192V255H191ZM70 258H68L69 260H70ZM84 258V257H83ZM98 258H100V257H98ZM117 258V257H116ZM115 258V259H116ZM130 258V257H129ZM134 257H132V258H130V259H133ZM137 258H139V257H137ZM162 258V257H161ZM167 258V257H166ZM193 258V257H192ZM22 259V258H21ZM23 259H24V257H23ZM74 259V258H73ZM97 259V258H96ZM96 259H93V261L94 260H96ZM107 259V258H106ZM105 259V260H106ZM111 259H114V258H111ZM118 259V258H117ZM153 259V258H152ZM169 259V258H168ZM66 260V259H65ZM74 260H76V259H74ZM80 260V259H79ZM82 260V259H81ZM108 260H110L109 258H108ZM126 260V259H125ZM124 260V261H125ZM137 260V259H136ZM140 260V259H139ZM141 260H142V258H141ZM145 260V259H144ZM146 260H148V259H146ZM156 260V259H155ZM171 260H168V262H171L172 263V261ZM185 260H188V259H186L185 258ZM192 260V259H191ZM195 260V259H194ZM16 261V260H15ZM71 261V260H70ZM101 261V260H100ZM120 261V260H119ZM133 261V260H132ZM160 260H158V262H159ZM162 261H163V259H162ZM178 261V260H177ZM263 261V260H262ZM66 261H64L63 262V260L62 261H57L56 263H53V264H67V263H65ZM67 262H68V260H67ZM72 262V261H71ZM92 262V261H91ZM90 262V263H91ZM95 262V261H94ZM97 262H98V260H97ZM102 262V261H101ZM104 262H106V261H104ZM110 262V261H109ZM122 262H123V259H122ZM130 262V261H129ZM129 262L127 263V264H129ZM147 262V261H146ZM153 262V261H152ZM161 262V261H160ZM164 262H166V259H165V261ZM167 262V263H168ZM180 261H178V263H179ZM183 262V261H182ZM191 262V261H190ZM189 262V263H190ZM196 262V261H195ZM31 263V262H30ZM30 263H27V264H30ZM76 263V262H75ZM75 263H73V264H75ZM77 263H79V262H77ZM76 263V264H77ZM87 263V262H86ZM85 263V264H86ZM115 263H117V261L115 262ZM137 263V262H136ZM135 263V264H136ZM139 263H141V261H139ZM184 263H186V262H184ZM189 263H187V264H189ZM192 263V262H191ZM33 264V263H32ZM36 264V263H35ZM41 264H43V263H41ZM48 264H52V263H48ZM94 264V263H93ZM96 264V263H95ZM107 264V263H106ZM112 264H113V262H112ZM117 264H119V263H117ZM145 264V263H144ZM148 264V263H147ZM149 264H150V262H149ZM165 264V263H164ZM173 264H174V262H173ZM176 264V263H175ZM192 264H195V263H192Z\"/></svg>", "mask_w": 264, "mask_h": 264}]
</instances>
